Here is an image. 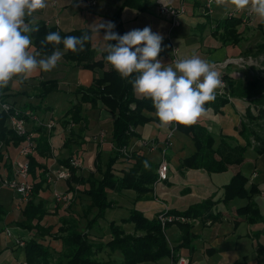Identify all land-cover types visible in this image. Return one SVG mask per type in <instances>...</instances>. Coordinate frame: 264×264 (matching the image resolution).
Returning a JSON list of instances; mask_svg holds the SVG:
<instances>
[{
    "label": "crops",
    "instance_id": "obj_1",
    "mask_svg": "<svg viewBox=\"0 0 264 264\" xmlns=\"http://www.w3.org/2000/svg\"><path fill=\"white\" fill-rule=\"evenodd\" d=\"M70 2V6L50 7L48 0H46L47 7L33 14L36 23L38 25L45 23L50 27L55 26V21H58L59 25L56 28L63 33L80 29L93 30L96 25L101 22V18L108 21L119 8L111 7V9L106 10V7H84L85 3L83 7H77L73 1ZM122 2L123 0H118L117 3L121 5ZM154 3L156 5L157 0H154ZM149 11H151V9L146 11L147 15L143 16L145 20L150 19V17H148L151 15L148 14ZM139 13L131 9H124L122 21L125 31L127 29L125 22L126 14H128L131 26V24L136 23L138 17L142 19V15L139 16ZM221 14L222 12H217L215 15L219 16ZM79 15L84 17L81 23L77 22L79 20ZM214 18L215 19L212 20H219V18ZM199 19L200 22H202L201 18H193L195 21ZM154 20L155 19L152 17L150 22L155 29L159 28L161 30L160 33L164 36L162 43L164 51H162L158 57L162 63L168 64L173 60L172 52L169 48V43L171 41V44L178 50V57L180 59L188 58L193 55L205 59L220 73V78L224 80L225 83L228 79L241 84L244 88L249 86L252 88L251 99L264 98V41L261 42L259 40L261 45H257L255 51H260V55L255 53V56L245 55V53H243L248 49L244 47L246 37L243 36L242 42L234 47L222 46L220 42H216L211 36L209 38L203 37L204 39L201 40V42L197 37H187L186 40L184 39L185 41L195 39L196 42H198L196 47L194 46L192 49L190 46L182 47V38L178 39L179 31L175 34L174 31L171 33L168 32V22L165 19L164 22ZM193 20L187 18L186 22L190 24ZM255 20L258 25L256 31L264 37V28L259 26V20L261 19L256 16ZM103 35L104 31L101 30L100 37L102 38ZM102 43L106 44V42L103 41L91 40V47L98 56L104 51L102 47L104 44ZM62 53L64 54L63 51ZM225 62H227V65L224 66ZM254 69L261 70V73L255 72ZM99 74H101L99 70L91 72L68 66L62 55L61 60L52 71L47 73L40 72L21 84H10L7 88L0 89V106L2 104H7L25 117V128L31 134L33 141L38 137V133L36 132L38 127H41L42 130L49 135L51 158L61 154L66 155V159L72 152L83 157L91 155L94 160L98 150L104 155L106 149L105 145L100 144L97 138L95 140L96 144L92 142L93 139L91 137L89 138V134L95 130V126L96 128H102L100 122L108 120L110 121V125L106 130L112 142V124L114 116L98 104L96 109H103V115H105V117H103L100 122L91 120L88 115L85 116L86 106L91 109L90 105H83L88 130L86 131V136H84L85 134L83 135L85 144H75L73 145L74 149L70 147L65 149L62 147L64 140L68 138L65 133L68 134L72 127H67L66 129L62 128V119L60 120L59 118L63 116L67 109L77 102V98L70 93H73L78 86L88 87L92 83V80ZM51 80L58 81L59 92L50 94L45 100L40 102V100L34 96L36 93L35 89L40 82ZM69 95L74 98L73 102L71 101L72 98L68 97ZM58 100L61 101L62 105ZM29 105L34 107V109L32 107L30 108ZM248 108L251 109V112L255 115L256 112L253 105H250V101L239 97L230 98L229 102L225 106L218 108V110L214 108L206 110V114L201 116L195 124L206 128L209 134L214 138V149L218 147L222 137L231 139L230 141H232L233 145L244 147L246 142L239 136L238 127L241 121L244 120L245 112ZM148 116L152 117V121L135 129L140 139H133L128 147V151L137 152L154 164L160 165L164 161L167 162L168 179L163 182H158L154 186L151 195L140 198L139 200H135L136 194L132 191H122L118 194L110 192L120 197V201L119 199L115 202L113 201L115 203L114 208L120 207V202H129L126 203L128 207L124 211V215H122L121 218H113L110 222L119 224L122 219L128 217L129 210L132 208L142 213L146 219L151 220L165 211L183 212L195 204L211 201L214 205L209 212H205L200 217L191 220L192 228L190 231L196 237V240L191 243L194 250L190 251V246L179 248L182 243L180 240L181 230L177 225H172L165 232L168 246L170 247L171 244L173 247L170 248H173L176 254L187 257L192 264H264V155L257 154L253 147H247L243 163L239 166H230L227 171L223 173L210 174L204 169L181 168L180 165L182 161L189 158L195 152L193 142L189 137L176 131L175 124L161 127L160 123L155 120V115L150 114ZM7 124L10 126L9 121H7ZM72 129H75V127ZM173 137H177V139L181 141L188 139L191 142L189 153L186 156L183 157L177 154L179 156H177L176 159L179 163L176 167L171 165L170 162L174 155L171 150H169L173 147L171 144ZM20 147L21 145L17 148L7 147L6 151L18 150ZM164 147L166 150L163 153L161 150L164 149ZM179 151H184V148H180ZM165 154L169 156L166 157ZM32 155L38 159L37 161L40 164L44 165L42 161H46V158L39 157L35 151ZM4 159H9V163L13 166L15 162L14 159L16 158L13 156L10 158V155L7 154ZM120 164L122 166L120 169H127L129 167L127 163H119L118 166ZM56 165L61 168L57 162ZM45 166L48 168V175L53 171L59 170L52 169L49 163ZM237 173H240L246 178V191L249 192L251 187H255L257 190V194L253 197V201L257 206L260 221L254 224L248 222L247 215H241L238 212L239 209L247 205V199L237 198L229 202L224 201L225 187ZM78 174L86 177L84 173L79 171ZM13 176L14 169H12V174L8 175L5 168H0V190L5 188L1 181L12 179ZM56 186L63 187L67 192L64 180L57 181L55 186H50L49 180H47L43 189L39 192L38 197L35 199L36 204L41 201L44 202L46 204L45 208L49 212V214L43 218L40 225L44 228L52 227L53 233L55 230L57 232V229L60 227L59 218L66 217L67 215L66 212H63V202L54 205L56 207L52 209L51 196H53L52 191L56 190ZM76 189L80 190L81 188L76 187ZM74 196H79V194L77 193ZM0 204L4 206L1 202ZM12 204L14 205L11 211L13 213L12 217L7 210V216L4 218L3 223H0V229L3 231L1 234L5 235L6 245L4 249H1L3 252L0 258L8 252L12 255L19 252L23 256V260L20 263L22 264L25 262L22 247L20 248L17 246L13 248L12 244L14 239H18V237H21L20 240L22 242H27V239L31 238L29 236H34V232L21 230L15 226L16 222L22 220L21 211L25 202L12 201ZM59 205H61L62 208L59 207ZM113 209L111 210L113 211ZM58 224L59 227H57ZM122 228L128 234H132L134 231L132 224L122 225ZM105 251L106 252L103 253L104 255L118 254L121 257L118 252L111 253L108 250ZM260 252H262V254H259ZM107 258L108 259L103 262L110 261V258ZM160 262L171 264L172 260L166 258L159 261V263ZM0 264L2 263L0 262Z\"/></svg>",
    "mask_w": 264,
    "mask_h": 264
},
{
    "label": "trees",
    "instance_id": "obj_2",
    "mask_svg": "<svg viewBox=\"0 0 264 264\" xmlns=\"http://www.w3.org/2000/svg\"><path fill=\"white\" fill-rule=\"evenodd\" d=\"M214 3V0H213ZM156 7L154 0H123L120 7L114 12L108 21L115 23L114 31L123 35L126 33L122 21L124 9H131L144 13ZM213 6V5H212ZM254 16V14H253ZM252 16V17H253ZM205 24L213 23L211 37L220 42L222 46H237L243 38L238 31L244 19L239 16H225L219 20L213 21L206 15ZM161 18V17H160ZM163 19V18H162ZM259 26L264 28V20H259ZM39 31L32 33L33 43L40 49V41L49 32H59L61 37L69 35L80 36L87 32L90 35L92 30L80 29L72 30L67 33L59 31L55 26H47L41 23ZM206 26V25H205ZM199 27V28H205ZM115 44V41L111 42ZM64 52L63 59L70 67L79 68L101 74L96 76L88 87L78 86L73 92L77 102L67 109L62 116V128L75 127L68 133V138L63 142L62 147L67 149L75 144H82L83 134L88 130L86 117L84 116L83 105H90L91 109L97 108L98 104L114 116L112 124V143L113 150L107 161L102 165L101 151H97L93 161V171L87 176L78 174V169L71 165V158L57 161L58 165L67 169L69 178L65 180L67 193L72 196L83 195L88 200V205L82 211V217L86 218L84 230L78 229V221L71 217L59 218L60 227L56 234H52V227H42L41 221L49 214L45 208L44 202L35 203L39 192L47 182L46 176L49 171L45 165L40 164L33 155H29V179L32 190L25 201L21 211L22 220L16 222L15 226L21 230L34 232L33 238L24 243L23 254L27 264H102L96 258L98 254L108 250L111 253L118 252L122 257V264H142L157 263L163 259H174V249H170L166 239V230L172 225H177L181 230V247H189L190 251L194 248L191 243L196 237L191 233V220L200 217L205 212H209L214 203L204 201L191 206L183 212L165 211L161 213L165 217L177 218L175 221H166L164 225L159 220V215L151 220L146 219L142 213L135 209L129 210L126 219H122L119 224L109 222V239L105 243H94L89 239V232L98 225V222L105 219L108 210L114 208L115 203L108 199V194L121 193L122 191H132L136 194L135 200L148 197L153 193L154 186L158 183V168L160 165L150 162L146 157L137 152H129L128 147L133 139H140L135 132L137 127H141L152 121L150 114L155 115V109L150 99L137 97L132 90L128 80L121 76L108 64L104 57L107 54L103 51L100 56L96 55L91 47V41L85 44V50L73 53L66 51L63 44L58 46L47 45L42 49L44 54L50 55L55 48ZM35 98L40 102L45 100L50 94L59 92L58 81L51 80L40 82L36 87ZM251 87L244 88L235 81L226 80L224 95L216 94V99L205 105L209 108H218L225 106L230 98L239 97L250 101L253 105L254 113L251 109L245 112L244 120L238 127L239 136L246 142L244 147L233 145L231 139L221 138L220 143L214 149V138L201 125L193 124L190 126L175 125L176 131L189 137L194 144L195 152L189 158L181 163L184 169H204L206 172L223 173L230 166H239L243 163L244 154L247 147H253L259 155H264V98L251 99ZM1 98V96H0ZM31 108L32 106L29 105ZM34 109V107H32ZM36 110V109H35ZM13 112L5 113L0 110V149L2 147L17 148L25 140L18 136L7 124L10 115ZM25 119L23 115H19ZM155 120L159 122L155 116ZM160 123V122H159ZM38 137L34 140L35 153L42 158H51V149L49 145V135L41 127L36 129ZM79 141V142H77ZM0 152V168H5L8 175L12 174L11 164H6ZM147 162V167L145 166ZM117 163H127L129 167L122 169L116 174L114 166ZM246 178L240 173L235 174L229 184L225 187L224 201L229 202L234 199H247L245 207L238 210L241 215L248 216V222L251 224L260 221L258 209L253 201L257 194L255 187L246 191ZM76 187H80L77 190ZM95 211L91 219L88 215ZM7 216L6 209L0 204V223ZM132 224L133 233L128 234L122 228V225ZM3 231L0 229V234ZM46 237L54 238L60 241L62 249L54 257L49 247L41 244L37 239ZM260 248V247H259ZM3 250L0 251V255ZM259 254H262L260 252ZM24 263V262H23ZM106 264V263H105Z\"/></svg>",
    "mask_w": 264,
    "mask_h": 264
},
{
    "label": "clouds",
    "instance_id": "obj_3",
    "mask_svg": "<svg viewBox=\"0 0 264 264\" xmlns=\"http://www.w3.org/2000/svg\"><path fill=\"white\" fill-rule=\"evenodd\" d=\"M161 2L168 7L164 0ZM225 2L237 11L247 10L264 20V0H216L217 5ZM82 4L83 0H78L76 6ZM45 7L46 0H0V89L52 71L63 53L57 47L50 55L44 54L42 49L47 45L63 44L64 50L77 53L84 51L85 44L93 39L106 42L105 61L128 80L133 93L151 100L161 127L197 123L206 114L205 105L216 99V91L222 87L220 73L196 55L162 63L158 57L164 51V36L153 32L151 26L121 35L114 31V22L104 21L96 25L91 35L85 32L62 38L59 32H49L38 49L32 38V33L39 31L33 14Z\"/></svg>",
    "mask_w": 264,
    "mask_h": 264
},
{
    "label": "rangeland",
    "instance_id": "obj_4",
    "mask_svg": "<svg viewBox=\"0 0 264 264\" xmlns=\"http://www.w3.org/2000/svg\"><path fill=\"white\" fill-rule=\"evenodd\" d=\"M70 1H73L74 4H77V2H78V0H48V3L50 5V7H65V6H70V3H71ZM87 1L88 0H83V4L85 3L84 7H89L88 5L86 6ZM94 1H95V5L93 7H98V8L106 7V10L111 9V7H120V5H118V3H117L118 0H94ZM165 2L170 4L171 6H174V7L179 6L178 0H165ZM83 4L80 7H83ZM212 7H213L214 12H213V16H209L210 19H215L214 17L220 19V18H223L229 14H235L236 16L242 17L244 19V21L242 22V25L238 27V31L241 33V35L243 37H246V39H245L246 44L244 43V47L248 48L243 53H245V55H252V56H255L254 55L255 53L256 54L260 53V51L256 52L255 49H257V45H261V42L264 41V37H262V35L256 31L257 26H258L256 24V20H255L256 15H254L251 18L246 19L244 17V12L246 10H240L237 12V10H235L234 7L228 2H225L222 5H217L216 0H214ZM217 12H222V14L219 16H216L215 14ZM137 13H139V12H137ZM206 13H207V10L204 8V6L201 2L194 1V2L190 3V5L188 6V9H187V15L185 17H183V19H181L179 28L173 30L174 34L177 31H179L180 35L178 34V39L182 38V41H181V42H183L182 47L190 46V48L193 49L194 46L196 47V45L198 44V42H196L195 39H191V41H185L187 37L188 38L191 36L197 37L200 39V42H201V40L204 39L203 37L209 38L211 36L212 28L214 27V24L213 23L205 24L206 23L205 18H207ZM148 14H151L150 16H148V17H150V19L153 17L155 19L154 21H163L164 22V19H161L159 16H157L156 9H155L154 5H153V8L151 9V11L148 12ZM138 15L139 16L142 15V19H141V17H138L136 23L135 24L133 23L130 26L129 17H128V14H126V16H125V22H126V28H127L126 32L133 30V29H143L146 26H151V29L153 32H159L160 33L161 30L159 28L155 29L153 24L150 22V19L146 18L147 20H145V17H143V16L147 15L146 12L143 14L139 13ZM78 18H79V20L77 22L81 23L84 17L79 15ZM187 18H191L192 20H193V18H201L202 22H200V19H199L198 21L193 20L192 23L187 24V22H186ZM104 21H106V20L104 18H101V22H104ZM204 26H205L204 29L199 28V27H204ZM102 44H104V43H102ZM105 45L106 44L102 45V47L105 48ZM254 71L261 73V70H258V69H254ZM70 94H73V93H70ZM68 97L72 98V96H70V95ZM71 101L73 102L74 98H72ZM58 102H60V104L62 105L60 100H58ZM103 114H104L103 109H96V108L90 109L86 106L85 116L88 115V117L91 120H96V121L100 122L101 119H103V117H105V115H103ZM59 119L61 120L62 117ZM100 125L102 126V128L101 127L96 128V126H95L94 127L95 130L92 131L91 134H89V138L91 137L93 139L92 142H95V144H96L95 140L97 138L98 141L100 142V144L105 145V149H106L105 154L104 155H102L103 153L101 154L102 165H103L107 161V158L112 153L114 146H113V143L110 141V137H109L108 132L106 130V129H108V127L110 125V121H108V120L102 121V122H100ZM84 134L83 135L86 136L87 132H85ZM65 135L68 136L67 133H65ZM77 142H79V141H77ZM82 143H83V145L85 144L84 139L82 140ZM171 144L173 145V147L169 150H171V152L174 155L171 158L170 162H171V165L176 167L179 163L178 160L176 159L177 156H179L177 154H180L183 157L186 156L189 153V149L191 147V142L188 139L185 141H181L180 139H177V137H173L171 140ZM165 147H168V146H165ZM165 147H164V149L161 150L163 153L166 150ZM21 148H22V146L18 150L14 149V150H10V151H6L5 147H2L0 149V152H2L4 157L8 154V155H10V158L12 156L14 158H16V159H14L15 162H14L13 166L11 163H9V159H7V161H6V164H11L12 169H14V167L17 165V163L22 161L21 159H19V152H20ZM70 148L74 149L73 146H70ZM180 148H184V151H179ZM70 154L71 155L69 157L71 159H74V160L80 162V166L77 168L79 172L84 173L87 176L88 172L93 171L92 164H93L94 160H93V157H91V155L83 157V156H78L72 152ZM65 156L66 155L59 154V156L49 158V160L46 159V161H42V163L44 165H46V164L48 165V163H49V165L51 166L52 169H59L57 171H60L61 168L57 167L56 162L60 161V160H64ZM165 156L168 157L169 155L167 156V154H165ZM36 160H38V159L36 158ZM165 163H167V162H165ZM118 164L119 163H117L114 166L116 174L120 173V171L122 170V169H120V168H122L121 164L119 166H118ZM53 172H54V175H56L55 174L56 171H53ZM48 179L50 181L49 185L55 186L57 181L50 180L51 176H47V180ZM29 181H30V179H29ZM52 189H53V187H52ZM56 190L52 191V194H53V196H51V201H52V205H53L52 209H55L56 206H54V205L61 204V202L59 203V201H57L56 197H54V194H57L60 197L67 195L68 200L62 201L63 202V205H62L63 212L67 213L66 217H71L73 219H76L78 221V229L84 230L87 220H86V218L82 217V211L85 209V207L89 203L87 198L83 195L82 196H72L71 194H67V192L64 190V188L61 186H56ZM108 199L111 201H114V202L118 199L120 201V197L116 196L115 194H112V193L108 194ZM12 201L13 202L21 201V197L19 195H17L14 190H12L8 187L1 189L0 190V202L4 205L3 207L6 208V211L7 210L9 211V213L11 214V217L13 214L11 211H12V208L14 207V205L12 204ZM126 203H129V202H120V205H121L120 207H115L113 209V211L108 210L106 212L105 219L99 221L98 225L93 228V231L88 233L90 241H92L94 243H101V242L105 243L108 241V239H109L108 224L111 221V219L121 218L122 215H124V211L128 207V205ZM59 207H61V205H59ZM94 213H95V211H92L91 214L88 215V220L92 218ZM57 227H59V224L57 225ZM52 234H56V230L54 233L52 232ZM29 237L33 238L32 235ZM20 238L21 237H18V239H14V242L12 244L13 248L19 246L18 243L22 242L20 240ZM31 238H29L27 240H30ZM37 241H39L41 244L45 245L46 247H49L51 249V252L54 251L53 252L54 257H56L57 253L60 252L62 249L60 241L57 239H54V238L46 237L44 239H37ZM5 246H6L5 245V235L1 234L0 235V250L4 249ZM170 247H173V246L170 244ZM105 252L106 251H103L101 254L97 255L96 259L100 263H102V264H105V263L106 264H122L121 257L118 254H113V255L105 254L104 255L103 253H105ZM14 255L10 254V252L5 253L4 255L1 256L0 262L2 264H20L23 260L22 254L17 252V253H14ZM107 257L110 258V261L103 262L106 259H108ZM147 264H164V263L163 262H160V263L157 262V263H147Z\"/></svg>",
    "mask_w": 264,
    "mask_h": 264
},
{
    "label": "built area",
    "instance_id": "obj_5",
    "mask_svg": "<svg viewBox=\"0 0 264 264\" xmlns=\"http://www.w3.org/2000/svg\"><path fill=\"white\" fill-rule=\"evenodd\" d=\"M178 1H179V6L174 7L166 3L164 0L165 4L168 6L166 7L161 2V0H157V4L155 7L157 16L165 19L168 22L169 33L179 28L181 19H183V17L187 15L188 6L190 5V3L194 1L201 2L204 8L207 10L206 15L213 16V12H214L213 7H212L213 0H178ZM87 5L89 7H93L95 5V1L89 0L87 1ZM232 15L236 16L235 14H229V16H232ZM252 16L253 14L248 12L247 10L244 12V17L246 19L251 18ZM54 25L55 27H57L59 25L58 21H55ZM169 48L172 52V59L173 60L178 59L179 58L178 50L171 44V41L169 43ZM227 62L224 63V66L227 65ZM225 87H226V83L224 82V80H222V87L217 89V94L224 95ZM0 110L5 113L13 112V114H11L8 119V121L10 122V128L18 136L25 138V140L21 144L22 148L20 149V152H19V156L22 161L17 163V165L14 167V176L12 177V179H9V180L5 179L1 181V183L3 184V186L14 190L15 193L21 197V201L25 202L28 199V196L32 190V185L29 182V167H28L27 157L29 155H32L35 151L34 141H33L31 134L25 128V121L24 119L20 118L19 112H17L16 110H13L7 104H2L0 106ZM71 165L73 166V168L77 169L80 166V162L74 159H71ZM55 174L56 175H54V172H52L51 174L48 175V176H51L50 180H54V181L64 180L65 181L69 178L68 170L63 167H61L60 171H56ZM167 179H168V165L165 162H163L160 164L158 168V182H163V181H166ZM54 197H56L57 201L59 202L68 200L67 195L60 197L57 194H54ZM173 219L175 221L177 220V218L165 217L162 214L159 215V220L162 223V225H164L166 221H172ZM18 245L19 247H23L24 242H19ZM22 264H27V263L24 262ZM171 264H192V263L187 257L174 253V259L172 260Z\"/></svg>",
    "mask_w": 264,
    "mask_h": 264
}]
</instances>
